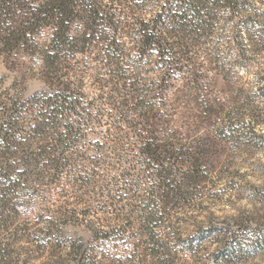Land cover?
<instances>
[{
  "label": "trees",
  "instance_id": "16d2710c",
  "mask_svg": "<svg viewBox=\"0 0 264 264\" xmlns=\"http://www.w3.org/2000/svg\"><path fill=\"white\" fill-rule=\"evenodd\" d=\"M16 1L0 0V51L39 48L50 29L37 53L50 71L67 60V72H45L43 91L9 98L0 111V264H7L6 236L15 245L25 232L49 247L38 234L53 227L32 232L20 221L32 214L24 204L34 193L61 186L64 177L73 208L67 203L60 214L86 222L93 233L92 245H70L76 264H188L181 252L194 253L211 232L182 238L165 208L204 181V154L196 158L195 147L180 143L161 112L172 93L166 86L181 77L171 72L190 71L189 55L199 43L221 38L219 24L238 18L241 31L251 0H34L22 16ZM95 51L105 72L93 91L84 72L72 71L79 56ZM152 58L166 71L155 80L128 72ZM104 213L111 216H98ZM242 243L229 237L224 250ZM110 247L141 256L117 257Z\"/></svg>",
  "mask_w": 264,
  "mask_h": 264
},
{
  "label": "rangeland",
  "instance_id": "374dc122",
  "mask_svg": "<svg viewBox=\"0 0 264 264\" xmlns=\"http://www.w3.org/2000/svg\"><path fill=\"white\" fill-rule=\"evenodd\" d=\"M33 2L17 0L16 15L22 16ZM251 2L252 9L242 14V23L247 24L241 31L238 18L232 24H219L216 35L221 38L214 36L199 43L189 55L190 71L171 72L181 77L166 86L172 93L161 112L170 117L167 120L179 133L180 143L195 147L199 153L196 158L204 154L205 166L199 173L205 176L204 181L180 192L181 199L165 208L182 238L211 232L194 253L181 252L179 258L188 264H264V0ZM50 34V29L44 30L39 48L33 45L4 54L0 51V111L9 98L27 100L43 91L45 72H67V60L58 62V71H50L37 53ZM98 55L95 51L73 62L72 72H84L93 91L94 80L105 72ZM157 67L156 58H152L147 65L128 72L155 80L166 72ZM104 173L109 176L114 171ZM66 182L64 177L61 186L28 192L36 196L31 204H24L32 214L20 222L27 223L32 232H47L53 227L51 234H38L39 243L47 239L49 247L39 246L25 232L15 245L6 236L3 247L7 264H76L70 245H92L93 233L86 222H67L60 214L61 208L73 203L67 198L72 190ZM229 237L242 241V245L224 250ZM256 241L261 242L260 247H255ZM106 250L117 257L135 256L136 261L141 256L137 251Z\"/></svg>",
  "mask_w": 264,
  "mask_h": 264
}]
</instances>
